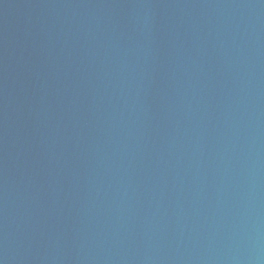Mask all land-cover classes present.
<instances>
[{"label": "water", "instance_id": "95a60500", "mask_svg": "<svg viewBox=\"0 0 264 264\" xmlns=\"http://www.w3.org/2000/svg\"><path fill=\"white\" fill-rule=\"evenodd\" d=\"M0 264H264V0H0Z\"/></svg>", "mask_w": 264, "mask_h": 264}]
</instances>
